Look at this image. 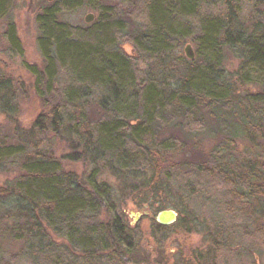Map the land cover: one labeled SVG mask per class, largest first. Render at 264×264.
I'll use <instances>...</instances> for the list:
<instances>
[{
    "label": "trees",
    "instance_id": "1",
    "mask_svg": "<svg viewBox=\"0 0 264 264\" xmlns=\"http://www.w3.org/2000/svg\"><path fill=\"white\" fill-rule=\"evenodd\" d=\"M120 1L84 27L61 19L76 6L71 0L40 7L44 63L30 68L42 108L19 142L0 143V162L18 159L16 175L0 185V264H153L140 259L136 228L99 178L102 168L124 190L139 187L153 208L173 203L185 214L171 225L152 224L155 235L197 227L166 192L171 169L183 176L185 203L222 200L219 211L233 213L232 201L264 220V108L242 92L245 66L264 64V0ZM187 39L197 45L193 59L174 54ZM226 50L240 60L238 83L221 77ZM22 87L0 77L1 112L18 107ZM201 110H221L224 134L211 148L196 139L206 126ZM240 132L249 151L233 157ZM79 164L87 169L79 172ZM6 240L18 246L9 258Z\"/></svg>",
    "mask_w": 264,
    "mask_h": 264
},
{
    "label": "rangeland",
    "instance_id": "2",
    "mask_svg": "<svg viewBox=\"0 0 264 264\" xmlns=\"http://www.w3.org/2000/svg\"><path fill=\"white\" fill-rule=\"evenodd\" d=\"M64 0H0V77H11L18 83L24 84L20 88L18 98L14 101L18 107L10 112V115L0 111V143H17L20 140L18 135L28 129L37 114L41 111V101L35 95L33 82L35 76L30 65H42L44 63L43 52L40 46V28L37 21L40 7H46L49 3L62 2ZM76 6L72 11L64 13L61 19L67 21L73 26H86L90 23L86 21L88 14H93L96 21L101 12H109L120 0H71ZM143 7L147 0H133ZM45 2L44 5L40 3ZM129 5V1H124ZM221 6V1H219ZM250 4L242 6V11L247 13ZM43 7V8H44ZM101 9V10H100ZM219 12L216 9V13ZM131 27V26H130ZM190 44L196 55L197 45L194 41L187 39L183 45L174 50L176 56L186 55L185 48ZM14 47L19 52H13L10 48ZM125 50L132 52V47L126 44ZM191 59V58H190ZM175 67L174 65H170ZM240 66V60L237 59L228 50L224 52L223 68L220 71L221 77L238 83L237 70ZM176 72V69H172ZM246 71V72H245ZM245 85L242 88L243 94L257 98L258 106L264 108V64L260 62H249L245 68ZM168 73V72H167ZM22 90H26L23 94ZM221 110L216 114L201 110L200 117L204 119L206 126L196 137L203 146L212 147L215 145L222 133L218 129L217 117ZM125 114H122L124 117ZM233 121L232 117L228 118ZM264 125V121H262ZM170 129L162 132L163 137H168ZM237 147L231 149L233 157H238L242 151H249V140L241 132L235 136ZM264 137L260 138L259 141ZM56 147V145H54ZM175 156V155H174ZM173 156V157H174ZM20 160V159H19ZM18 159L7 158L0 162V185L11 181L16 175ZM89 167V166H88ZM79 172L86 170L87 167L79 164ZM90 169V167H89ZM99 178L107 181L114 193V197L119 204V212L122 214L125 222L136 228L139 238L140 259L148 258L153 264H264V220L258 222L249 211L236 205L235 212L223 213L219 209L224 208L225 202L218 200L212 204V201L205 200V206L196 199L189 200L186 203L179 198V192L182 190L183 176L179 170L171 169L166 177V192L170 197L175 198L180 209L185 205V210L190 211L197 224L194 232H186L181 228H175L164 236L155 235L152 224L157 221V214L161 211L144 203L141 199L140 188L135 191L124 190L123 181L116 175L111 174L104 168ZM134 182V181H133ZM174 209L173 203H169L168 208ZM179 214V212H178ZM185 214L178 215V219H183ZM222 231L225 240L218 247L215 246L213 239ZM5 257L18 250V246L12 245L9 241L3 242ZM142 259V260H143ZM19 264H32L26 258Z\"/></svg>",
    "mask_w": 264,
    "mask_h": 264
},
{
    "label": "water",
    "instance_id": "3",
    "mask_svg": "<svg viewBox=\"0 0 264 264\" xmlns=\"http://www.w3.org/2000/svg\"><path fill=\"white\" fill-rule=\"evenodd\" d=\"M94 19V15L93 14H88L86 16V21L88 23H90L92 20ZM185 52L188 58L193 59L195 57L194 51L192 49V46L190 44H188L185 48ZM178 212L174 209H165V210H161L158 214H157V221L160 224L163 225H171L173 223H175L178 220Z\"/></svg>",
    "mask_w": 264,
    "mask_h": 264
}]
</instances>
